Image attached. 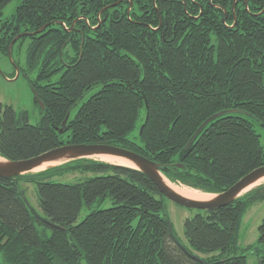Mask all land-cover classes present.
Masks as SVG:
<instances>
[{
  "label": "trees",
  "instance_id": "16d2710c",
  "mask_svg": "<svg viewBox=\"0 0 264 264\" xmlns=\"http://www.w3.org/2000/svg\"><path fill=\"white\" fill-rule=\"evenodd\" d=\"M10 1L0 0V69L10 64L12 77L18 68L40 116L31 123L27 110L0 102L1 157L111 144L211 193L264 165V0H17L2 17ZM75 171L90 174L54 179ZM20 182L35 185L40 213ZM165 200L142 171L90 157L0 176V264H248L245 250L264 264V215L257 246L238 244L241 217L264 201V183L225 206L193 209L186 243Z\"/></svg>",
  "mask_w": 264,
  "mask_h": 264
},
{
  "label": "water",
  "instance_id": "95a60500",
  "mask_svg": "<svg viewBox=\"0 0 264 264\" xmlns=\"http://www.w3.org/2000/svg\"><path fill=\"white\" fill-rule=\"evenodd\" d=\"M18 36H20V34L16 35L11 40L8 46L7 55L10 61H11L10 47ZM15 70H16L15 77H17L19 74V70L17 67H15ZM0 74H3L1 69H0ZM34 98H35V94H34ZM40 106H41V103H40ZM225 112L226 111H220L218 113L211 115L206 120H204L202 124L193 133V135L190 137L189 141L184 147V150H186V152L188 151V148L191 142L211 120H213L215 117ZM66 118L67 116L63 120V123L65 122ZM61 130L62 128L59 129V131ZM93 154H112V155L123 157L131 161L134 164V167L132 168L138 169L142 171L144 174H146L149 177V179L153 182L157 190L163 195L164 198L178 205H181L183 207L190 208V209H213V208L225 206L231 203L233 200H235L238 196H240L242 194V193L240 194V192L242 191L243 188L252 184L257 179H259L261 176L264 175V165H262V166H259L251 170L250 172L245 174L243 177L238 179L236 182H234L233 184H231L226 189L220 192H217V193L206 192V193L212 194L211 198L207 200H196V199L184 197L178 194L177 192H175L169 185H167L163 181L161 177L163 175L161 174V171H160L161 169L160 164L135 151H132L124 147L111 145V144H104V143H74V144L66 143V144H61L59 146L51 148L47 151H44L32 157L20 158V159H15V160H7L0 156L2 158V160L0 161V176L1 177H14V176L21 175V174L36 172L32 170L35 167L39 166L41 163L45 161L58 159L64 156L68 158L56 164L50 165L48 167L58 165L68 160H73L76 158L90 157ZM114 164H119V163H114ZM120 165H123V164H120ZM175 165L181 166L180 163H176ZM46 168H43V169H46ZM169 228L171 229L170 226ZM179 244L189 256H191L194 259L201 260L199 256H197L196 254L190 253L188 250H186L183 247L181 243Z\"/></svg>",
  "mask_w": 264,
  "mask_h": 264
},
{
  "label": "rangeland",
  "instance_id": "374dc122",
  "mask_svg": "<svg viewBox=\"0 0 264 264\" xmlns=\"http://www.w3.org/2000/svg\"><path fill=\"white\" fill-rule=\"evenodd\" d=\"M16 3H17V0H11L2 9L1 16L2 17L8 16L13 11L14 7L16 6ZM20 55L22 56V52ZM3 64H4L2 68L3 71L1 70L3 74L4 72H10L11 71L10 64L8 63L6 64L5 62H3ZM3 74H0V102L11 104L16 110H19V109L27 110L29 122L35 123L39 119L40 109L34 98L33 91L31 87L29 86L27 79L24 76L20 75V73L18 74L17 77H15L14 75L11 78ZM91 91L93 90H90L89 92H87L84 97H86ZM80 101L81 100H78L75 103V105L69 110L68 114L70 117L74 114L75 109L77 105L80 103ZM142 117H143V110H141L137 123L140 122ZM258 132L260 134V142L261 144L264 145V132L261 128L258 129ZM90 158H93V157L90 156ZM89 174L90 173L88 172L82 173L79 171H75V172H69V173H66L60 176H55L54 179L63 181V182H70V181L81 179L85 175H89ZM260 183H264V181H260L254 186ZM20 186L24 190L25 197L27 198L31 207H33L35 211H37V213H40L35 185L30 182H20ZM108 205H109L108 201L104 202L103 204V206H108ZM165 205H166V211H167L169 220L171 222L172 229H173L175 236L179 239L181 243H186V239L183 233V221L186 217L191 216L194 213V210L178 205L167 199L165 200ZM86 212H87L86 208L82 207L76 218V221H79L81 218H83ZM263 215H264V201L253 203L243 213L241 217V221H240L239 230H238V244L240 248L244 249L247 246H254L255 248L257 246V242H256L257 233H258L257 226L260 223V220ZM245 253L247 256L248 264H257L256 256L253 255V253H251L250 251L248 252V250L247 251L245 250Z\"/></svg>",
  "mask_w": 264,
  "mask_h": 264
},
{
  "label": "bare ground",
  "instance_id": "6f19581e",
  "mask_svg": "<svg viewBox=\"0 0 264 264\" xmlns=\"http://www.w3.org/2000/svg\"><path fill=\"white\" fill-rule=\"evenodd\" d=\"M93 158L96 159H100L102 161H106V162H112V163H119V164H123L126 166H130V167H134V164L117 155H112V154H93L91 155ZM68 157L64 156L58 159H54V160H50V161H45L43 163H41L39 166L35 167L32 171H39L42 170L43 168H46L50 165L56 164L58 162L63 161L64 159H66ZM2 160V158L0 157V161ZM163 181L169 185L175 192H177L178 194L184 196V197H188L191 199H196V200H207L209 198L212 197V194L200 191L198 189L195 188H191L182 184H175L173 182H170L167 178H165L164 176H161ZM260 181H264V175L261 176L259 179H257L255 182H253L252 184L248 185L247 187L243 188L242 191L240 192L243 193L245 191H247L248 189H251L252 186H254L255 184H257Z\"/></svg>",
  "mask_w": 264,
  "mask_h": 264
},
{
  "label": "flooded vegetation",
  "instance_id": "af4514ba",
  "mask_svg": "<svg viewBox=\"0 0 264 264\" xmlns=\"http://www.w3.org/2000/svg\"><path fill=\"white\" fill-rule=\"evenodd\" d=\"M9 78H11V77H9Z\"/></svg>",
  "mask_w": 264,
  "mask_h": 264
}]
</instances>
